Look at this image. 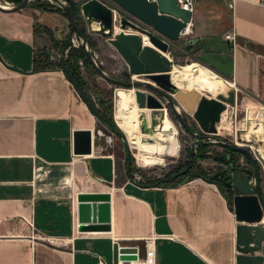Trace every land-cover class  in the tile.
I'll list each match as a JSON object with an SVG mask.
<instances>
[{"label":"crops","instance_id":"obj_1","mask_svg":"<svg viewBox=\"0 0 264 264\" xmlns=\"http://www.w3.org/2000/svg\"><path fill=\"white\" fill-rule=\"evenodd\" d=\"M261 1L195 0L191 34L168 55H194L222 79L263 95ZM54 15L0 10V264H99V255L112 264L118 244L153 231L159 234L157 264H235L236 225L242 221L225 191L201 176L142 183L127 169L123 142L106 144L98 133L104 121L89 111L62 66L35 67L43 39L34 23L51 27L62 21ZM232 28L234 45L224 37ZM57 32L62 39L66 31ZM134 96L123 115L149 110ZM76 129L91 130V152H74ZM247 130L254 135L258 129ZM79 180L110 192L111 229H77Z\"/></svg>","mask_w":264,"mask_h":264},{"label":"water","instance_id":"obj_2","mask_svg":"<svg viewBox=\"0 0 264 264\" xmlns=\"http://www.w3.org/2000/svg\"><path fill=\"white\" fill-rule=\"evenodd\" d=\"M54 1L65 11V23L69 25L70 32H74L81 39L86 57L99 75L113 83L135 87L134 95L139 107L166 108L167 110L171 108L176 118L191 134L204 138L207 142H215L227 149L239 151L249 159L254 168L252 175L245 174L244 171L229 170V174L232 175L230 181L233 188L232 206L235 218L242 221L236 225L235 264H264V189L257 162L247 146L224 139L218 135L216 128V122L225 108V102H233L235 92L229 89L227 95L219 93L218 97H215L192 90L193 95L190 98L189 92L178 88L170 80L167 72L172 64L171 59L165 53L170 52V47L175 44L185 22L191 18V12L180 7L176 0H108L116 3L135 18V21L125 17L121 18V30L116 33L110 30H100L102 34L108 36V41L128 65L130 79L123 81L110 77L97 64L87 49L86 39L80 35L69 4L64 0ZM28 2L29 0H22L14 5L0 2V10L15 11L24 7ZM81 10L85 17L88 15L104 21L108 29L114 25L116 16L103 0H84L81 3ZM86 20L88 21L87 18ZM127 27L130 29L125 30ZM138 32L147 35L150 44L143 42L147 40ZM61 66L89 111L99 120L112 126L113 132L123 136L115 120L102 114L89 99L86 90L77 83L64 61H61ZM133 74L143 75L144 78H133ZM140 86L149 88L153 92H146ZM164 98L165 101H163ZM175 100L181 102L183 107L192 113L200 132L194 131L190 123L184 119L179 107L175 105ZM73 150L75 153L91 152L90 129L74 130ZM129 158L130 153L127 149V159ZM127 167L129 168V164ZM76 200L78 230L111 229V194L109 191H79ZM134 250V247L121 245L118 248V257L120 259L134 258L135 254L129 252Z\"/></svg>","mask_w":264,"mask_h":264},{"label":"rangeland","instance_id":"obj_3","mask_svg":"<svg viewBox=\"0 0 264 264\" xmlns=\"http://www.w3.org/2000/svg\"><path fill=\"white\" fill-rule=\"evenodd\" d=\"M46 1L50 3V5L45 4L43 6H39L36 5V3H33L35 2V0H29V2L21 9L29 12L34 18L39 16H46L47 13H54V16L61 17L62 21L59 22L56 19L58 23L50 25L51 27H53V29L55 28L54 31L51 29V27L45 26L41 23H38L37 21H35L34 23L35 29H38L41 32L40 36L43 39L41 41V45L38 47V52L45 51L43 55L38 56L39 59H42L40 60V62H44L43 60L48 59L53 63H57L59 61H64L63 59L67 57L68 48L70 47L68 46L63 48V50H60L61 39L58 38L57 30L61 29L62 31H66L63 37L70 34L69 40L70 44L73 46L81 45L82 42L74 32H70L69 25L65 23L66 15H64L56 8L62 7L59 6L54 0ZM64 1L68 3L66 0ZM83 1H78V9L74 16L78 29L80 26L84 27L86 33L89 34L92 41V44L86 41L87 49L92 53V56L95 58L97 64L106 72L107 75L123 81L129 80L130 74L125 59L108 41V36L102 34L100 30H94L95 27L97 28L98 25H101L105 29V31L110 30L112 33H116L117 31L121 30L120 21L118 19H115L114 25L113 27H111V29H108L107 26H104L101 23H95L97 19L88 15L85 17V15L83 14L81 10V3ZM0 2L7 5L17 4L15 0H0ZM86 18L89 22L86 20ZM98 21L100 22L99 19ZM129 29L130 28L127 27V29L125 30ZM174 46H177L176 42L173 45V48ZM193 56L194 55L184 56L182 55V51H179L177 55L171 56V68L199 62ZM77 62L80 66L81 73L84 79L88 82L86 91L91 100L97 107L100 106L98 102L99 98H104L107 103H110L112 105V117L116 122V126L123 132V136H120L116 132H113L112 128L109 125H105L106 122H102L104 126L101 128V131L104 134H110L112 136V142L110 144H113L115 140L123 142L126 151L127 149L129 150L130 158H132V169L140 176V178H156L178 167L179 165H182L187 160L188 148L193 147L196 150V143L198 142V140L207 142L204 138L196 137L187 129H185L178 118H176L171 108H168V110L166 108H162V110L149 108V110H141L140 114L126 116L123 115L126 109L129 107L135 87L123 86L121 84L113 83L99 75L97 72L90 71L88 67L85 66V62L81 57L78 58ZM134 75L136 74H133V78H135ZM137 78L142 79L144 78V76L140 75ZM171 81L176 85V83L172 79ZM198 84L203 85L204 87L201 88L198 86ZM226 84L227 83H225V85ZM140 87L144 88V86ZM144 89L146 92L151 91L149 88ZM229 89L235 92L234 101L231 102L232 108H229L225 113V118L227 117L229 119H225L223 121L222 116V122L218 124V127L221 129V131L218 132V135L226 140H229L230 142L235 141L238 144L247 146L250 150H255V154L258 157H256L253 153L252 155L257 164L260 166L259 173L261 177V184L264 189V169L260 164V159H262L263 156L257 150L258 144L264 143V137L256 136L264 135V130L262 132L260 131L264 128V107H260L264 106V94L254 95L239 87L235 88L234 86L229 85L227 87L226 85V90ZM194 90H198L200 94L204 93L215 97H218L219 94L216 92V84L206 77H202L199 82L195 83ZM119 99L121 101L120 103ZM165 100L166 99L164 98L163 101ZM133 103L134 102H132V105H134ZM175 105L179 107L182 116L186 121L190 123L192 129L196 132H200V128L196 120L192 116V113L188 109L184 108L181 102L175 100ZM161 112L162 114H164V117L151 119V117L154 116L159 117ZM228 114L229 116H227ZM119 119L123 120L121 121ZM228 121H230V123ZM248 128L258 129L256 130L257 133L254 135H248L247 132H255V130H247ZM208 143V156L198 159L196 161V165H198L199 168H203L208 174H210L213 173L216 168L220 167L219 162L216 161L215 158L216 154L226 148L216 144L215 142ZM241 155L243 154L241 153L234 155V160H236V162L240 161L239 158L241 157ZM243 156L245 158V155ZM262 161L264 163L263 159ZM243 163L244 165H249L250 162H248L247 160L246 162H244L243 160ZM239 169L240 168L238 166L236 170L238 171ZM189 177L190 176L184 178ZM76 188L79 191H91L93 189V186L89 183L88 180H79ZM143 242L144 240L142 239L126 240V244L137 243L139 245H142Z\"/></svg>","mask_w":264,"mask_h":264},{"label":"trees","instance_id":"obj_4","mask_svg":"<svg viewBox=\"0 0 264 264\" xmlns=\"http://www.w3.org/2000/svg\"><path fill=\"white\" fill-rule=\"evenodd\" d=\"M15 1L17 3H19L22 0H15ZM66 1L68 2L73 13L75 14L77 9H78L79 2L75 1V0H66ZM33 3H36V5H39V6L40 5L43 6L45 4L50 5V3H48L46 0L45 1L44 0H35V2H33ZM56 8H57V10L61 11L64 15H66L63 8H59V7H56ZM79 32H80V35L86 39L87 42L92 44L90 36L88 33H86L84 27L80 26ZM69 39H70V34L63 37L60 40V50H63V48L70 46L68 48L67 57L63 59L64 63L67 66V68L69 69V71L72 74V76L74 77V79L77 81V83H79L85 90H87L88 82L84 79V77L81 73L80 66L77 62L78 58L81 57L84 60L85 66H87L90 71L96 72V70H95L94 66L92 65V63L89 61V59L86 57L83 45L81 44L78 46H73L70 44ZM44 52H37L35 54V58H34V62L36 65L35 67H38L39 69H43V68L51 67L52 65H55V64L61 65V61H59L57 63H53L52 61L48 60L47 58H46L47 60H43L44 62H40V60H42V59H39L38 56L43 55ZM89 99L91 100L90 96H89ZM98 102L100 104V106L97 107L98 110L102 114H104L105 116H108L110 119H113L112 110H111L112 105L110 103H107L106 100H104V98H99ZM110 127L112 128V126H110ZM196 144H197L196 150L193 147H190L187 149V160L182 165H179L178 167H176V168H174V169H172V170L166 172L165 174L158 176L156 178L155 177L154 178H147V179H142L140 181L142 183L148 184V185H157L159 183H174V182L182 180L184 177H187V176H190V177L201 176V177H203L209 181L215 182L221 191H225L226 192L225 195L228 198V201L230 202V204H232L233 188L231 186V181H230V177H229L228 173L226 171H219L217 173V171H216V172L208 174L203 168H199L198 165H196L197 164L196 161L198 159H201L203 157L208 156L207 147H208L209 143L208 142H202V141L198 140V142ZM229 151L232 153L233 159H234V155L241 154L239 151H233L231 149H229ZM215 158H219V155H216ZM245 159L248 162H250L249 159L246 158V156H245ZM131 160H132V158H129L128 160L126 159V161L129 164V168L127 167L129 172L133 170L132 165H131ZM257 166H258V169L260 171V166L258 164H257ZM183 169H185V171L181 172V170H183ZM253 169L254 168L252 166V170H249L248 174L252 175Z\"/></svg>","mask_w":264,"mask_h":264},{"label":"built area","instance_id":"obj_5","mask_svg":"<svg viewBox=\"0 0 264 264\" xmlns=\"http://www.w3.org/2000/svg\"><path fill=\"white\" fill-rule=\"evenodd\" d=\"M103 2H105L110 7V9L114 12V15L116 16V19H118L119 21L123 17H125L129 20L135 21V18L130 13H128L127 11L120 8L116 3L110 2L108 0H103ZM176 3L180 7H183L185 9L189 10L191 12V14L195 9V0H176ZM261 3L264 4V0H262ZM230 5H232V3H230ZM190 20H191V18L185 22V26L183 27V29H181V31L179 32V37L175 41L176 43L179 42V44L181 45V43H183L184 39H186L191 34ZM138 34H141V33L138 32ZM141 36L144 38V36L142 34H141ZM145 36L147 37V35H145ZM224 37L226 39H228L233 45L237 41V33H236L235 29H233V28L230 29L228 32H226ZM143 42H146V41H143ZM166 54L168 55V52ZM168 57H169V59L172 60V58L169 55H168ZM232 81H233V85H231V86L238 88L235 84V81L234 80H232ZM225 108H227V110L229 108H232V104L229 102H225ZM98 133L100 135L104 136V141L106 144H110L112 142V136L110 134H104L100 129H98ZM102 147H105V145L100 146V149H102ZM251 151L256 156L255 150L252 149ZM256 157H258V156H256ZM239 159H240V161H238V165L240 167L247 166V165H244V163H243V160H244V162H246V159L244 158L243 155H241V157ZM262 159L264 160L263 157H262ZM262 159H260V164L262 165V167L264 169V163H263ZM245 174H247V173H245ZM231 176L232 175H230V179H231ZM157 236H159V234L155 233L154 231L150 232L149 234L145 235L142 238V240H144L142 245H139L137 243L118 244L117 253L113 259L112 264H157L156 249H155V240H156ZM121 245H128V246L134 247L135 250L129 251V252L134 253L135 257L134 258H127V259H120L118 257V248ZM99 258H100L99 264H106V262L102 256L99 255Z\"/></svg>","mask_w":264,"mask_h":264},{"label":"bare ground","instance_id":"obj_6","mask_svg":"<svg viewBox=\"0 0 264 264\" xmlns=\"http://www.w3.org/2000/svg\"><path fill=\"white\" fill-rule=\"evenodd\" d=\"M143 36L147 40L146 42L149 43L148 38L145 35H143ZM167 72L169 74L170 80L172 79L176 83V86L178 88L186 90L189 92L190 98L193 95L192 90H194L195 83L199 82L202 79V77H206L207 79L212 80L216 84V92L224 94V95L227 94L226 93L227 92L226 85H227V87H228V85L229 86L233 85V83L222 79L212 69L208 68L207 66H205L199 62H194V63L186 64L183 66H176L173 68L170 67V69ZM134 76H135V78H137L140 75L136 74ZM225 83H227V84L225 85ZM198 86L201 88L204 87L203 85H199V84H198ZM226 112H227V108H224L221 111L220 119L216 122L217 132L221 131V129L218 127V124L220 122H222V116H223V121L225 119H229L227 117L225 118ZM227 116H229V114ZM228 122L230 123V121H228ZM257 150L264 157V144L258 145Z\"/></svg>","mask_w":264,"mask_h":264},{"label":"flooded vegetation","instance_id":"obj_7","mask_svg":"<svg viewBox=\"0 0 264 264\" xmlns=\"http://www.w3.org/2000/svg\"><path fill=\"white\" fill-rule=\"evenodd\" d=\"M216 155H219V158L216 159L217 161H219L220 167L216 168L214 172L217 171L218 173L219 171H226L230 177L231 174H229V170L230 169L236 170V168L239 166L238 162H236V160L233 159L232 153L227 148L218 152V154ZM252 166L253 165L250 162L249 165L247 166H242V167L239 166L240 169L238 171H244L245 173L248 174L247 171L252 170Z\"/></svg>","mask_w":264,"mask_h":264}]
</instances>
